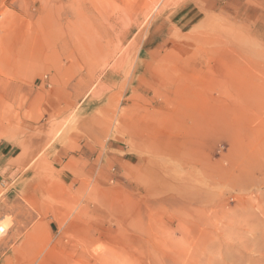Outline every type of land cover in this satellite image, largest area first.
Wrapping results in <instances>:
<instances>
[{
	"label": "rangeland",
	"instance_id": "rangeland-1",
	"mask_svg": "<svg viewBox=\"0 0 264 264\" xmlns=\"http://www.w3.org/2000/svg\"><path fill=\"white\" fill-rule=\"evenodd\" d=\"M210 5L0 0V264H264V0Z\"/></svg>",
	"mask_w": 264,
	"mask_h": 264
},
{
	"label": "crops",
	"instance_id": "crops-1",
	"mask_svg": "<svg viewBox=\"0 0 264 264\" xmlns=\"http://www.w3.org/2000/svg\"><path fill=\"white\" fill-rule=\"evenodd\" d=\"M208 1L212 2V5L209 6L211 8L218 7V6L225 7L226 4L228 6H230V7H234L235 8V7H237V5H240V3H243L244 2V0H208ZM182 4H180V5H182ZM180 5H179V7H180ZM193 7L196 8L197 6L193 5ZM88 48H89V51L87 53L88 55H86V58L88 60L86 58H84L83 55L80 56V59H81V62H83L84 67L86 66L87 67V70L90 71L91 64H92L91 62L93 60L98 61V55H101V56H104V55H102L103 54V50H102V52H100V54H98V50H96V48H95V43H93V46L92 47L91 46H88ZM72 60H74V59L73 58L71 59V64H70L71 67L74 65L72 63L73 62ZM122 60H123V58L121 57V60L120 61L122 62ZM80 67H81V70H82L83 67L82 66H80ZM88 71H86L84 74L80 71L81 74H80L79 79L77 81V83L79 84L78 85L79 87H82L83 86V87L87 88L88 85L90 84V82L92 81V76L89 73H87ZM126 85L127 86L129 85L128 80L126 82ZM138 89H140V88L138 87V88L132 89V93L133 92L137 93ZM128 101H130V100L127 99L126 102H128ZM15 168H18V167H16V166L10 167L8 174L9 173H12Z\"/></svg>",
	"mask_w": 264,
	"mask_h": 264
},
{
	"label": "bare ground",
	"instance_id": "bare-ground-1",
	"mask_svg": "<svg viewBox=\"0 0 264 264\" xmlns=\"http://www.w3.org/2000/svg\"><path fill=\"white\" fill-rule=\"evenodd\" d=\"M5 226V225H4ZM5 230V228L2 226V224L0 225V234L3 233V231Z\"/></svg>",
	"mask_w": 264,
	"mask_h": 264
}]
</instances>
